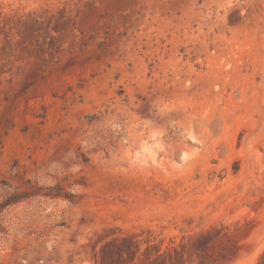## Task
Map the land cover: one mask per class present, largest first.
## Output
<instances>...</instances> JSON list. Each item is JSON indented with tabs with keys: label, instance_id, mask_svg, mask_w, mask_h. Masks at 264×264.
<instances>
[{
	"label": "rangeland",
	"instance_id": "1",
	"mask_svg": "<svg viewBox=\"0 0 264 264\" xmlns=\"http://www.w3.org/2000/svg\"><path fill=\"white\" fill-rule=\"evenodd\" d=\"M0 264H264V0H0Z\"/></svg>",
	"mask_w": 264,
	"mask_h": 264
}]
</instances>
